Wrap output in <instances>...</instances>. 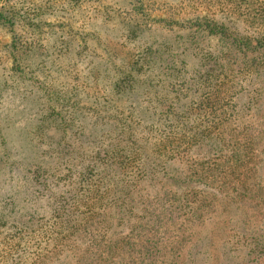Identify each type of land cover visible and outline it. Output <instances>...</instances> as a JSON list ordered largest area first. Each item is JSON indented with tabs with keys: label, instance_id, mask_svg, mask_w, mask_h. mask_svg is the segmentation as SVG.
<instances>
[{
	"label": "trees",
	"instance_id": "obj_1",
	"mask_svg": "<svg viewBox=\"0 0 264 264\" xmlns=\"http://www.w3.org/2000/svg\"><path fill=\"white\" fill-rule=\"evenodd\" d=\"M1 1L0 84L36 120L0 123V264H175L219 201L264 224V0ZM255 225L226 264H264Z\"/></svg>",
	"mask_w": 264,
	"mask_h": 264
},
{
	"label": "rangeland",
	"instance_id": "obj_2",
	"mask_svg": "<svg viewBox=\"0 0 264 264\" xmlns=\"http://www.w3.org/2000/svg\"><path fill=\"white\" fill-rule=\"evenodd\" d=\"M162 1H168L170 3V0H159V4ZM1 4L2 1L0 2V5ZM95 4L98 5V7L116 5L115 0H95L94 5ZM156 6L153 7V12L156 13V18L159 19L160 16L164 14L160 13V10H158ZM157 7L160 9V6ZM108 34L111 36V33ZM9 37L10 34L4 32V34L0 36V39L2 42H8L10 39ZM108 39L110 38L108 37ZM10 65V59L7 58L1 50L0 72L2 71L1 73H3L4 71H8ZM20 89H22V87H19V90ZM34 97L35 96L32 95L24 98L21 93L14 92L13 90L11 91L10 86L5 87L0 84V123L5 126L3 119H8L16 125L26 127L30 132L36 120V118L33 117V113H31L32 109L30 107ZM1 136L5 137L6 147L0 144V155L3 154L4 149L7 148L8 145L6 141V137L8 138L6 129L0 130V141L2 142ZM26 141L28 142L27 139ZM68 143L71 145V142ZM11 148L9 157H5V159L1 157L0 159V197L6 198L12 206V201L17 199L18 190L21 191L23 188L21 187L22 179L13 171L15 170L14 167L18 169L19 165V163H17L18 157L15 154H17V150L20 151L22 147H20L18 140L15 139L12 141ZM222 202L223 201H219L218 206L205 214L202 219L185 222V224L181 226L180 231L187 235L188 238L184 243L183 249L180 251V258L175 261V264H226V260L228 259L226 256L227 250L232 249L238 252L237 246L239 243H237V237H239L240 234L239 227L251 223L264 226V224H259L261 221L260 212L254 213L247 205L244 208L236 210L235 207L229 204L224 203L222 206ZM3 206L4 203L0 202V209H3ZM240 222H244V224ZM30 260L29 256H27L26 259L23 257L22 264H32Z\"/></svg>",
	"mask_w": 264,
	"mask_h": 264
}]
</instances>
